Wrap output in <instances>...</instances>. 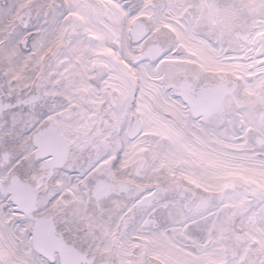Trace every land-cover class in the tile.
<instances>
[{
    "label": "snow or ice",
    "instance_id": "6c2138e0",
    "mask_svg": "<svg viewBox=\"0 0 264 264\" xmlns=\"http://www.w3.org/2000/svg\"><path fill=\"white\" fill-rule=\"evenodd\" d=\"M0 264H264V0H0Z\"/></svg>",
    "mask_w": 264,
    "mask_h": 264
}]
</instances>
